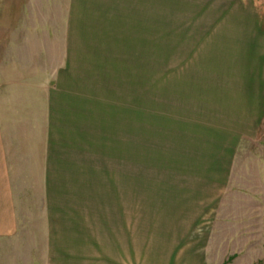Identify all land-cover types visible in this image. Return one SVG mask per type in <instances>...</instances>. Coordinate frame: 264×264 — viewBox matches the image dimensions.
Returning a JSON list of instances; mask_svg holds the SVG:
<instances>
[{
	"label": "rangeland",
	"instance_id": "1",
	"mask_svg": "<svg viewBox=\"0 0 264 264\" xmlns=\"http://www.w3.org/2000/svg\"><path fill=\"white\" fill-rule=\"evenodd\" d=\"M5 27L3 113L41 141L84 107L69 167L102 226L115 206L150 251L264 264V94L244 95L255 70L264 89V0H26Z\"/></svg>",
	"mask_w": 264,
	"mask_h": 264
},
{
	"label": "crops",
	"instance_id": "2",
	"mask_svg": "<svg viewBox=\"0 0 264 264\" xmlns=\"http://www.w3.org/2000/svg\"><path fill=\"white\" fill-rule=\"evenodd\" d=\"M23 1L26 0H0L2 63L5 56V37L10 34L5 27V19L20 17ZM262 64L257 66L260 71ZM1 66L0 63L2 70ZM257 72L255 70L253 74ZM1 73L0 71V77ZM253 74L246 80V88L250 91L244 89V95L247 94L251 101H254L255 97L261 98L264 94L261 77L256 75L254 78ZM236 75L242 80L241 76ZM0 82H4L3 77ZM2 99L4 98L1 93L0 264L208 263L205 253L195 250V247H172V243L180 242L179 237L175 236L168 242L170 247L167 250L164 245L150 251L148 236H134L132 218L118 215L115 206L110 209L113 211V220L105 226H102L99 215L92 214L95 205L100 201L86 197L85 193L88 189L94 193L98 187L97 182L95 184L83 171L69 167L72 158L77 157L79 149L85 145L84 136L77 129L83 123L80 118L84 112L83 106L77 107L73 112H67L68 118L64 117V113L59 117L58 113L53 111L49 117L45 139L35 141L25 138L26 134H22L25 124L15 123L14 113L5 116ZM8 108L10 112L13 111ZM257 112L254 110L252 114ZM241 114L250 116L248 120L252 115L250 112L247 115L242 112ZM256 115L258 121L259 114ZM28 124L30 128L33 126L29 122ZM70 125L72 130H75L71 134L68 133ZM30 128L28 130H31ZM98 188L100 189V186ZM74 201L76 208L69 209V205L72 206Z\"/></svg>",
	"mask_w": 264,
	"mask_h": 264
}]
</instances>
